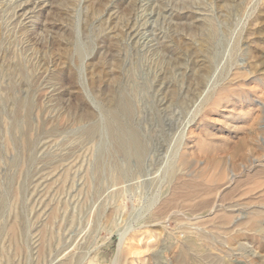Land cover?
I'll return each instance as SVG.
<instances>
[{"label": "rangeland", "instance_id": "374dc122", "mask_svg": "<svg viewBox=\"0 0 264 264\" xmlns=\"http://www.w3.org/2000/svg\"><path fill=\"white\" fill-rule=\"evenodd\" d=\"M124 234L115 264H264V0H0V264Z\"/></svg>", "mask_w": 264, "mask_h": 264}, {"label": "bare ground", "instance_id": "6f19581e", "mask_svg": "<svg viewBox=\"0 0 264 264\" xmlns=\"http://www.w3.org/2000/svg\"><path fill=\"white\" fill-rule=\"evenodd\" d=\"M120 103V102H119ZM129 103V102H128ZM121 104V103H120ZM125 107V106H124ZM129 107V106H128ZM126 108V107H125ZM128 111V110H127ZM125 143V140L123 141ZM124 148V147H123ZM131 152V151H130ZM129 235V234H128ZM127 234H124L120 237V241H119V246L117 249V253L115 255V258L112 260L111 264H115L116 261L119 262V260H116L118 258V255L120 256L119 253H121V251H125L127 255H133L135 251H137L136 248H134L130 242L133 241L134 237H131V235L128 236ZM133 236V235H132ZM134 242V241H133ZM133 244V243H132ZM134 251V252H133ZM128 257V256H127ZM138 258V257H137ZM117 262V263H118ZM137 262V260H136ZM139 263V262H138Z\"/></svg>", "mask_w": 264, "mask_h": 264}]
</instances>
